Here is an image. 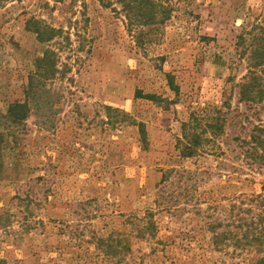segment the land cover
Instances as JSON below:
<instances>
[{"label":"rangeland","instance_id":"1","mask_svg":"<svg viewBox=\"0 0 264 264\" xmlns=\"http://www.w3.org/2000/svg\"><path fill=\"white\" fill-rule=\"evenodd\" d=\"M159 1L0 3V264H264V0ZM193 114L224 127L184 157Z\"/></svg>","mask_w":264,"mask_h":264},{"label":"trees","instance_id":"2","mask_svg":"<svg viewBox=\"0 0 264 264\" xmlns=\"http://www.w3.org/2000/svg\"><path fill=\"white\" fill-rule=\"evenodd\" d=\"M3 0H0V3ZM123 7L124 12L126 13V17L128 23L130 25L140 23L143 25H149L153 22H162L167 17H169L170 9L165 7V4L159 0H118ZM40 31V30H39ZM50 34L46 38V40H50L54 38L56 30L54 28L50 29ZM41 33V31H40ZM41 35V34H40ZM43 39V38H42ZM49 51H50V58L52 54V50H48L45 55L38 61V66L41 68L43 66V62L49 58ZM262 60L261 63H264V46H263V53H262ZM55 61H52L51 66H47L48 69L44 74H40V72H35L34 74L30 75V82L28 88V96L36 95L38 91V84L42 81V76L44 75L45 78H50L56 72ZM240 99L245 101H254V102H264V80H260L257 74L252 75V77L248 78L245 82H243L240 86ZM28 103H20L10 109L11 115H17V110L20 109V113L23 110L28 109ZM20 118L22 115L20 114ZM184 130H190L185 133V144L182 147L181 155L184 157H191L196 155L204 144L210 140V137L207 132H210L212 135H217L221 131H223L224 124L219 117H211L207 116L203 118L198 114L191 115L190 119L182 124ZM202 126L201 132H194L192 131L194 128L198 129ZM252 144V149L258 153L256 155V159L264 162V123L259 124L254 127L253 132L251 134V140L247 141ZM264 196V195H263ZM257 227V226H256ZM256 229V228H254ZM260 232L264 231V226H261ZM252 232V231H249ZM260 238L259 234L255 235Z\"/></svg>","mask_w":264,"mask_h":264}]
</instances>
